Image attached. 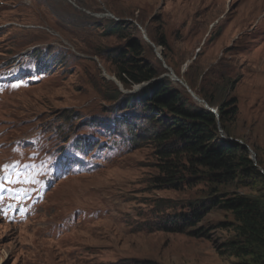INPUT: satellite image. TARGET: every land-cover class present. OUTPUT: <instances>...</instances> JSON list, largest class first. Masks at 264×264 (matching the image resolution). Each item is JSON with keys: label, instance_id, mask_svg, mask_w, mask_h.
<instances>
[{"label": "rangeland", "instance_id": "rangeland-1", "mask_svg": "<svg viewBox=\"0 0 264 264\" xmlns=\"http://www.w3.org/2000/svg\"><path fill=\"white\" fill-rule=\"evenodd\" d=\"M133 41L190 105L235 100L218 138L245 146L264 174V0H0V76L14 59L50 65L37 82L0 85V172L11 162L44 167L51 150L79 137L102 147L68 167L77 169L23 221L0 214V264H264V245L247 242L234 214L210 202L244 195L264 208V179L238 171L215 183L184 161L173 184L165 179L148 131L158 126L138 99L146 83L116 77L113 55ZM31 136L36 158L12 147ZM30 186L32 196L40 185ZM203 202L198 221L174 225Z\"/></svg>", "mask_w": 264, "mask_h": 264}, {"label": "trees", "instance_id": "trees-1", "mask_svg": "<svg viewBox=\"0 0 264 264\" xmlns=\"http://www.w3.org/2000/svg\"><path fill=\"white\" fill-rule=\"evenodd\" d=\"M116 29L121 30L122 27L114 26V30ZM155 43L163 48L167 47L163 36H159ZM141 45L140 41L131 42L125 50L113 55V61L117 66L116 77L123 84L131 86L146 83L138 99L145 107L150 122L158 126L148 131L159 147L157 149L158 159L161 161L159 167L166 174L165 179L173 184V180L181 171L178 167L183 165L184 161L185 171L194 176L204 175L215 183L234 179L238 171H244L249 177L263 180L264 174L248 158L245 146L218 138V123L226 132V122L233 120L237 114L235 100L218 104L217 114L203 106L190 105L187 97L182 96L179 87H175L165 76L158 79L160 70L141 58L143 51ZM114 93L112 96L114 98L121 94L119 90ZM159 114L164 117H159ZM122 122L128 125L125 120ZM129 136L132 143L139 139V136L131 135V128ZM210 202L212 207L222 203L225 209L234 214L239 223L238 233L247 242L264 245V208L259 200L238 195L226 199L214 196ZM193 205L194 208H200L195 209L194 220L189 216L179 215L178 221L181 222L174 225H180L181 228L190 225L192 221H198L200 217L198 212L203 213L209 207L204 202Z\"/></svg>", "mask_w": 264, "mask_h": 264}, {"label": "water", "instance_id": "water-1", "mask_svg": "<svg viewBox=\"0 0 264 264\" xmlns=\"http://www.w3.org/2000/svg\"><path fill=\"white\" fill-rule=\"evenodd\" d=\"M204 107L211 110L212 112L216 113V110L210 108L207 104H204ZM217 114V113H216ZM218 116V115H217Z\"/></svg>", "mask_w": 264, "mask_h": 264}, {"label": "snow or ice", "instance_id": "snow-or-ice-1", "mask_svg": "<svg viewBox=\"0 0 264 264\" xmlns=\"http://www.w3.org/2000/svg\"><path fill=\"white\" fill-rule=\"evenodd\" d=\"M15 86V85H14ZM0 186H2V185H0Z\"/></svg>", "mask_w": 264, "mask_h": 264}]
</instances>
